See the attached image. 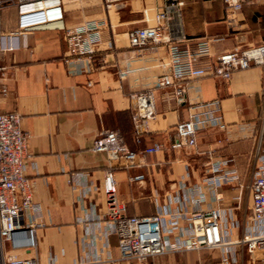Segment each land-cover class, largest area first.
<instances>
[{"label": "crops", "instance_id": "obj_1", "mask_svg": "<svg viewBox=\"0 0 264 264\" xmlns=\"http://www.w3.org/2000/svg\"><path fill=\"white\" fill-rule=\"evenodd\" d=\"M179 11L168 16L173 45L196 53L210 40V52L194 62L204 75L181 81L183 97L173 88L154 89L170 73V47L133 50L129 33L155 24L164 0H123L107 10L103 0H60L64 20L14 36L18 9L2 12L0 44V114L17 112L29 132L27 174L40 211L32 214L37 226V248L31 251L39 264H127L120 259L118 239L107 236L104 174L113 168L119 199L129 217L162 214L189 227L193 196L200 188L202 208L220 209L227 217L221 228L225 239L239 240L250 225V182L259 158L264 156V68L252 66L228 80L212 74L217 58L235 48L264 45V0H248L235 22L228 18L224 0H180ZM104 19L103 41L89 74L71 75L64 57L66 29L86 21ZM120 72L125 73L124 78ZM154 89V119L137 143L134 95ZM4 90L7 92L5 93ZM220 100L227 126L198 136L191 150L169 149L176 124L188 118L190 106ZM105 130H118L131 150L162 144L159 153L145 155L140 166L123 159L109 160L94 153L95 138ZM229 161L223 172L236 171L238 180L216 187L211 163ZM144 174L141 183L130 178ZM238 223L235 227L234 223ZM173 250L148 259L147 264H219L220 254L205 249L187 250L178 238L162 228ZM209 252V253H208ZM237 264H248L250 255Z\"/></svg>", "mask_w": 264, "mask_h": 264}, {"label": "built area", "instance_id": "obj_2", "mask_svg": "<svg viewBox=\"0 0 264 264\" xmlns=\"http://www.w3.org/2000/svg\"><path fill=\"white\" fill-rule=\"evenodd\" d=\"M107 10L123 0H103ZM248 0H224L231 23L242 11ZM164 10L155 17V24L145 28H135L129 33L130 47L143 51L156 49L162 44L170 47V73L160 77L154 86L173 88L175 95L183 97L184 89L180 84L185 79L203 76V70H197L194 62L199 56L210 52V40L197 45L196 53L173 45L176 41L169 34L168 16L179 11L183 5L180 0H164ZM9 8L18 9L17 30L12 35L27 34L35 28L58 23L64 20L65 13L60 0H0V44L3 40L2 12ZM107 22L104 19L89 20L82 26L66 29L64 33L67 54L64 62L71 75L89 74L97 66V51L103 41L102 31ZM177 43V42H176ZM252 66L264 68V45L250 48H235L217 58L212 74L218 78L230 79L234 72ZM125 73L120 72L124 78ZM154 89L133 97L137 100L134 115V129L137 143H142L148 125L154 119ZM6 93L7 91L4 90ZM264 98V82L262 87ZM225 121L220 100L199 102L190 106L188 118L176 124L170 150H191L196 148L197 139L203 132L217 128L225 130ZM29 132L22 128V117L17 112L0 114V264H39L31 251L37 248V226L32 214L40 211L33 197V184L27 174ZM162 144L139 151L131 150L118 130H105L93 141L94 153L105 152L110 161L123 159L126 166H140L145 155L163 151ZM229 161L211 163L210 170L217 174L212 182L216 187L237 182L236 171L223 172V166ZM144 174L130 178V182L141 183ZM252 216L250 225L243 237L232 241L225 239L221 231L227 217L220 209L202 208L206 201L199 188L192 198L194 206L188 216L189 227L184 228L178 218L165 220L157 214L148 218L129 217L126 205L119 199V185L113 168H107L104 174L103 192L106 201L105 218L108 221L107 236L118 239L120 259L127 264H147L151 257L165 254L174 249L163 234L166 225L169 233H177L178 238L186 235L187 242L180 247L187 250L218 251L219 264H237L239 256L250 255L248 264H264V156L259 158L250 182ZM236 227L238 223L233 222Z\"/></svg>", "mask_w": 264, "mask_h": 264}, {"label": "rangeland", "instance_id": "obj_3", "mask_svg": "<svg viewBox=\"0 0 264 264\" xmlns=\"http://www.w3.org/2000/svg\"><path fill=\"white\" fill-rule=\"evenodd\" d=\"M209 253V252H208ZM214 253V252H213ZM215 254H216V251H215Z\"/></svg>", "mask_w": 264, "mask_h": 264}]
</instances>
